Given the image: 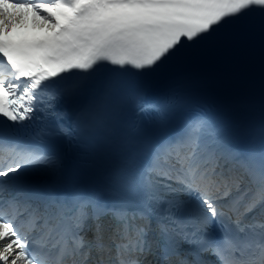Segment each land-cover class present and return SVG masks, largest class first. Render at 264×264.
Here are the masks:
<instances>
[{
	"label": "snow or ice",
	"instance_id": "snow-or-ice-1",
	"mask_svg": "<svg viewBox=\"0 0 264 264\" xmlns=\"http://www.w3.org/2000/svg\"><path fill=\"white\" fill-rule=\"evenodd\" d=\"M257 41L264 0H0V264H264V112L190 100Z\"/></svg>",
	"mask_w": 264,
	"mask_h": 264
}]
</instances>
